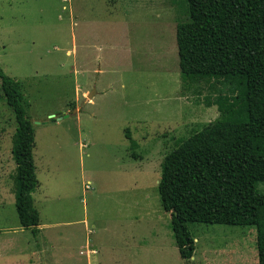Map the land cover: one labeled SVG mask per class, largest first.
I'll use <instances>...</instances> for the list:
<instances>
[{
    "label": "rangeland",
    "instance_id": "1",
    "mask_svg": "<svg viewBox=\"0 0 264 264\" xmlns=\"http://www.w3.org/2000/svg\"><path fill=\"white\" fill-rule=\"evenodd\" d=\"M186 11L184 0H0V68L35 128L41 230L16 211L17 121L0 79V264H258L252 226L191 223L196 250L182 259L161 204L162 160L219 117L207 90L182 88ZM253 129L264 133V108Z\"/></svg>",
    "mask_w": 264,
    "mask_h": 264
},
{
    "label": "trees",
    "instance_id": "2",
    "mask_svg": "<svg viewBox=\"0 0 264 264\" xmlns=\"http://www.w3.org/2000/svg\"><path fill=\"white\" fill-rule=\"evenodd\" d=\"M188 19L177 24L181 84L185 92L216 106L219 117L175 147L161 163L158 191L171 214L182 259L196 250L189 224L255 227L258 264H264V133L253 129L254 112L264 108V0H184ZM2 90L17 128L12 139L16 163L15 206L20 224L37 237L40 186L34 156L35 128L21 83L0 68ZM132 156L137 142L127 130Z\"/></svg>",
    "mask_w": 264,
    "mask_h": 264
},
{
    "label": "crops",
    "instance_id": "3",
    "mask_svg": "<svg viewBox=\"0 0 264 264\" xmlns=\"http://www.w3.org/2000/svg\"><path fill=\"white\" fill-rule=\"evenodd\" d=\"M36 191H37V190H36ZM35 193H36V192H35ZM35 193H34V194H35ZM1 197H2V195H1ZM26 230H28V229H26ZM40 231H41V230H40ZM30 233H31V231H30ZM31 234H32V233H31ZM39 234H40V232H39ZM39 234H38V236H39ZM32 235H33V234H32ZM60 235H63V234L60 233ZM38 236H37V237H38ZM33 237H34V236H33ZM37 237H34V238L37 239ZM49 239H51V237H49ZM57 239H58V238H57ZM59 239H60V238H59ZM50 242L58 248V246H57V244H56L55 241H50ZM29 249H30V250H29V254H30V255L33 254V253H34L33 250H32L30 247H29ZM129 250H130V249L128 248L127 251H126V253H128ZM80 255H81V252H80ZM55 256H56V254H55ZM193 257H194V256H193ZM192 259H193V258H192ZM192 259H191V260H192ZM191 260H190V261H191Z\"/></svg>",
    "mask_w": 264,
    "mask_h": 264
},
{
    "label": "water",
    "instance_id": "4",
    "mask_svg": "<svg viewBox=\"0 0 264 264\" xmlns=\"http://www.w3.org/2000/svg\"><path fill=\"white\" fill-rule=\"evenodd\" d=\"M92 95H93V93H92V94H91V93L89 94L90 97H91Z\"/></svg>",
    "mask_w": 264,
    "mask_h": 264
}]
</instances>
